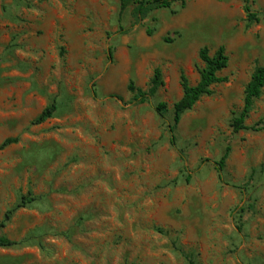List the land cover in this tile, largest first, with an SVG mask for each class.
Listing matches in <instances>:
<instances>
[{"label": "rangeland", "instance_id": "rangeland-1", "mask_svg": "<svg viewBox=\"0 0 264 264\" xmlns=\"http://www.w3.org/2000/svg\"><path fill=\"white\" fill-rule=\"evenodd\" d=\"M252 8L248 23L242 0H176L119 21V0H0V144L17 140L0 148V223L29 200L0 227L16 242L0 264H264V87L245 120L262 129L231 127L264 65V0ZM203 46H224V80L173 146L180 74L198 82ZM155 68L163 85L133 102L129 81L147 90Z\"/></svg>", "mask_w": 264, "mask_h": 264}, {"label": "trees", "instance_id": "trees-1", "mask_svg": "<svg viewBox=\"0 0 264 264\" xmlns=\"http://www.w3.org/2000/svg\"><path fill=\"white\" fill-rule=\"evenodd\" d=\"M176 0H119V17L121 20L123 12L127 9L129 5H133V15L137 20H140L144 14L150 9L157 8H170ZM254 0H242V9L246 16V21L248 23H255L259 21V13L252 8ZM122 31V28H120ZM198 56L203 64L200 69V77L196 84L191 85L187 77L181 73L180 74V86L182 88L181 97L173 104L172 108V122L168 125L167 130L169 134V142L171 145L176 144V127L180 121L182 114L191 109L194 104L199 100V98L209 93V88L212 84L218 83L224 80L217 75V72L222 68L227 66L228 57L225 54L224 46H219L214 55H209V50L206 46L200 48ZM163 85L162 75L159 68H155L153 71L152 78L147 90H142L135 86L132 80L128 83V90L132 93V101L137 103H143L149 100L153 96L158 87ZM264 87V65H257L254 67L251 76L244 88L243 104L240 110L232 117L231 127L233 132L239 130L251 129L260 130L262 126L260 123L254 124L252 126H247L245 120L249 113L254 107L255 100L261 95L262 88ZM55 102H51L46 106L41 113L34 119V123H41L46 119L53 116L56 111ZM155 112L157 115L164 119L167 113V105L165 102H158L155 107ZM16 138H7L1 144L0 148H3L11 143L16 142ZM230 152V147L227 146L221 157L214 162L215 170L219 180L223 179V171L225 167L226 159L228 158ZM189 179V175H187ZM22 204L15 205L13 208L8 209L4 214V219L0 223V227H3L5 222L8 221L17 208L25 205L29 200L26 197H22ZM32 198H30L31 200ZM16 242L0 234V247H9L15 245Z\"/></svg>", "mask_w": 264, "mask_h": 264}]
</instances>
